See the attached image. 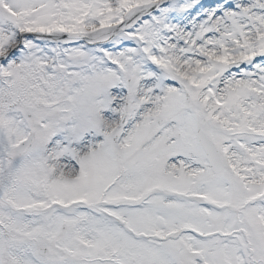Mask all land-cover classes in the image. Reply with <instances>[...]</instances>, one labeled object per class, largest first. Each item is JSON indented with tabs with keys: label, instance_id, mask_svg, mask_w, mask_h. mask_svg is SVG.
<instances>
[{
	"label": "snow or ice",
	"instance_id": "snow-or-ice-1",
	"mask_svg": "<svg viewBox=\"0 0 264 264\" xmlns=\"http://www.w3.org/2000/svg\"><path fill=\"white\" fill-rule=\"evenodd\" d=\"M0 264H264V0H0Z\"/></svg>",
	"mask_w": 264,
	"mask_h": 264
}]
</instances>
